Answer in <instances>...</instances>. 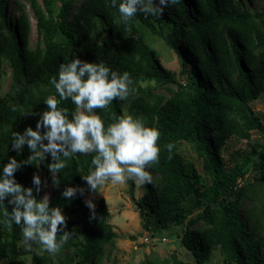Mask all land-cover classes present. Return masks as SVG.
<instances>
[{
  "label": "trees",
  "instance_id": "1",
  "mask_svg": "<svg viewBox=\"0 0 264 264\" xmlns=\"http://www.w3.org/2000/svg\"><path fill=\"white\" fill-rule=\"evenodd\" d=\"M10 1L17 15H10ZM258 1L178 0L162 15L137 13L124 23L119 13L122 0H116L115 7L112 0H28L38 33L37 45L32 47L27 6L19 0H0V172L9 157L22 161L30 155L27 145L19 154L12 149L13 134L23 133L28 126L35 130L36 113L47 110L44 101L49 96L59 99L50 81L58 79L60 65L76 58L102 61L113 71L129 72L133 79L126 100L94 110L105 126L125 115L128 105L127 115L160 132L159 161L148 169L152 182L145 184L146 192L136 203L151 239L181 227L184 233L177 237L196 264H205L214 251H220L225 264H264V195L244 213L245 201L257 193L254 187L264 188V147L256 144L232 154L233 167L222 154L231 139L249 142L252 132L263 126L251 105L264 94V10L252 8ZM143 29L165 40L179 56L182 72L189 75L187 84L163 66L146 43ZM6 68L11 70V85L2 96ZM162 87L169 97L155 93ZM59 106L75 111L70 99ZM183 141L194 145L209 185L181 155ZM169 144L173 145L170 152ZM95 155L67 159L56 183L48 170L50 155L39 168V161H33L15 173L24 187L34 188V173L42 182L52 183L50 206L63 209L67 231L76 230L60 249L67 259L58 264H100L109 247L115 246L117 234L108 222L104 198L93 217L79 191L73 198L62 195L67 187L93 193L82 176L94 167ZM252 168L259 177L241 184ZM34 194L44 196L42 189L38 194L34 189ZM6 211L11 212L7 200L0 205V264H23L19 260L23 255L30 256L31 264H47L38 246L33 251L19 246L21 228L8 227ZM171 264L188 263L173 256Z\"/></svg>",
  "mask_w": 264,
  "mask_h": 264
},
{
  "label": "clouds",
  "instance_id": "2",
  "mask_svg": "<svg viewBox=\"0 0 264 264\" xmlns=\"http://www.w3.org/2000/svg\"><path fill=\"white\" fill-rule=\"evenodd\" d=\"M178 0H122L119 4L121 20L127 23L137 13L145 16L162 15L169 4ZM116 6V0H112ZM59 99L49 96L45 101L47 110L36 113L39 119L35 130L28 126L23 133L15 132L11 147L19 154L27 145L30 155L26 160L18 161L9 157L0 172V205H11V212H5L9 228L13 224L20 226L22 239L19 246L33 251L36 245L50 254H56L68 242L75 228L67 231V218L59 206H50L47 194L37 198L46 182L39 174H33V187H24L18 183L15 173L18 169L33 164L39 168L40 162L50 155L48 170L54 183L59 172L66 167L67 159L77 154H91L94 166L88 175H83L90 191L110 181L124 184L134 180L138 184L152 182L148 171L159 161L160 132L149 127L142 119L132 115H122L107 126L94 110L106 109L114 100H126L130 94L133 79L129 72L122 74L113 71L104 62H87L76 58L59 67L58 79H51ZM71 100L75 111L60 107V102ZM15 110V109H14ZM33 114L32 111L25 116ZM173 145H167L169 152ZM83 194V188L67 187L62 195L73 198L77 192ZM95 216V204L92 199L85 201ZM58 234L60 239L57 240Z\"/></svg>",
  "mask_w": 264,
  "mask_h": 264
},
{
  "label": "rangeland",
  "instance_id": "3",
  "mask_svg": "<svg viewBox=\"0 0 264 264\" xmlns=\"http://www.w3.org/2000/svg\"><path fill=\"white\" fill-rule=\"evenodd\" d=\"M19 1L27 6L32 25L30 44L32 47H35L38 42V33L34 13L28 0ZM40 3L42 4L41 1ZM252 8L264 10V0H259ZM9 9L10 15H17L14 12L15 7L12 1L9 2ZM143 32L146 33V43L151 49L156 51L163 66L171 71L180 83L187 84L189 75L182 72V60L179 56L166 44L165 40L147 33L145 29H143ZM5 70L7 74L2 81V96L6 94L11 85V70L9 68ZM171 88L177 90L176 86H171ZM155 93L167 97L170 96L165 87L157 89ZM251 105L263 121L262 129L252 132V138L249 142L238 138H233L228 142V147L222 154L227 165L230 167L235 165L234 161L230 159L232 154L249 151L256 144L264 147V94L257 100H254ZM127 107L128 105L125 106V115L128 113ZM180 153L186 161L195 165L198 172L205 177L207 185H209L210 181L203 170L202 160L197 155L194 145L183 141L180 144ZM258 177L259 171H255L252 168L249 175L246 176L245 181H242L241 184L247 182L253 183ZM41 189L43 194H47L50 198L53 189L52 183L46 182V186H42ZM253 190L257 193H254V198L245 201L244 213L254 203V199L257 202L256 198L264 195V188L255 186ZM145 192V184H138L134 180H128L124 184H113L108 181L100 186L98 191L83 193L85 200L92 199L95 206L99 203L100 199L104 198L106 200L109 214L108 222L117 234L115 246L109 247L108 253L101 259L100 264H171L173 256H177L188 264H196L193 255L183 247L181 239L177 237L183 235L184 228L172 227L163 231L160 236H156L154 239H151V233L143 228L142 219L136 211V203ZM71 218L73 219L74 217ZM147 237L150 239L149 242L145 241ZM160 238H166V240L160 241ZM37 251L46 258L47 264H58L60 259H67L66 252L62 250L54 255L40 247ZM19 260L23 264H31L29 255H23ZM205 264H225V262L220 251H214L210 260Z\"/></svg>",
  "mask_w": 264,
  "mask_h": 264
},
{
  "label": "built area",
  "instance_id": "4",
  "mask_svg": "<svg viewBox=\"0 0 264 264\" xmlns=\"http://www.w3.org/2000/svg\"><path fill=\"white\" fill-rule=\"evenodd\" d=\"M161 240H162V241H165V240H166V238H160V241H161ZM145 241H146V242H149V241H150V239L147 237Z\"/></svg>",
  "mask_w": 264,
  "mask_h": 264
}]
</instances>
